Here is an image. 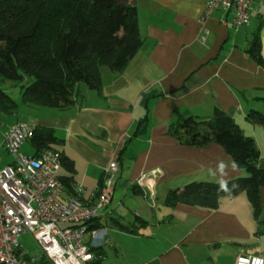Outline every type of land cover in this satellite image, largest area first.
Returning <instances> with one entry per match:
<instances>
[{"label":"crops","instance_id":"obj_1","mask_svg":"<svg viewBox=\"0 0 264 264\" xmlns=\"http://www.w3.org/2000/svg\"><path fill=\"white\" fill-rule=\"evenodd\" d=\"M205 3L134 0L142 45L124 71H102L100 93L79 87L82 98L68 109L8 125L51 129L59 141L52 148L73 169L61 165L59 176L72 191L80 187L86 203L117 162L110 203L95 223L102 232L83 240L97 256L89 264H233L238 255L264 257V234L245 193L220 199L214 211L165 205L169 191L190 182L246 176L219 145L182 146L167 134L188 116L221 109L254 140L264 164V129L245 119L262 110L264 98V66L246 54L257 36L264 59V0H256L249 24L237 31L232 13L222 9L202 20ZM2 142L1 136L0 168L11 162ZM260 204L264 210V189ZM29 258L28 264H50L43 255Z\"/></svg>","mask_w":264,"mask_h":264},{"label":"trees","instance_id":"obj_2","mask_svg":"<svg viewBox=\"0 0 264 264\" xmlns=\"http://www.w3.org/2000/svg\"><path fill=\"white\" fill-rule=\"evenodd\" d=\"M141 45L134 0H0V83L6 80L18 85L21 102L30 107L68 109L82 98V84L100 93L102 68L121 73ZM261 50L256 36L246 54L264 66ZM25 78L31 79L29 84H24ZM261 101L262 110H250L245 119L264 129V98ZM18 107L0 89V115H15ZM167 134L182 146L219 145L246 176L226 182H190L169 191L165 205L214 211L220 199L245 193L253 219L264 234L260 204L264 164L259 165L260 152L254 140L218 108L209 117H186L171 125ZM58 142L51 129L34 127L29 144L37 154L44 149L55 150L52 146ZM62 165L73 171L68 159ZM60 180L64 188L71 186L68 178ZM67 192L73 193L70 188ZM91 252L97 259L94 249ZM22 258L27 263L29 256L25 252Z\"/></svg>","mask_w":264,"mask_h":264},{"label":"built area","instance_id":"obj_3","mask_svg":"<svg viewBox=\"0 0 264 264\" xmlns=\"http://www.w3.org/2000/svg\"><path fill=\"white\" fill-rule=\"evenodd\" d=\"M256 0H206L203 19L219 9L232 13L237 31L249 24ZM34 135V127L15 123L5 128L2 147L11 159L0 168V264H27L18 244L21 233H29L50 264H89L92 246L84 243L89 234L96 239L102 231L95 225L110 203L109 187L117 172V162L105 171L106 183L86 203L81 188L63 196L59 152L44 149L27 155L22 146ZM233 264H264L261 255H238Z\"/></svg>","mask_w":264,"mask_h":264},{"label":"rangeland","instance_id":"obj_4","mask_svg":"<svg viewBox=\"0 0 264 264\" xmlns=\"http://www.w3.org/2000/svg\"><path fill=\"white\" fill-rule=\"evenodd\" d=\"M264 48V45H263ZM106 68H102V71H104ZM101 71V72H102ZM31 81L30 78H25L24 84H29ZM80 87H85L83 84L80 85ZM0 89L4 90L13 100H15L18 103V110L15 115L12 116H4L1 124H5L8 126L9 124L16 122V121H24L27 119V116L31 118L36 119V117L41 116L42 111H48L49 109L52 108H43V107H30L27 105H24L21 102V89L18 85L14 84L11 81H6L4 80L3 82L0 83ZM56 110V109H55ZM19 115L24 116V119H20ZM3 129L0 128V138L2 136V131ZM24 154L31 155L32 154V148L28 144V142L25 143L24 148L21 150ZM9 159V158H8ZM245 177V176H244ZM18 244L20 247L28 253L30 257H40L42 255V252L40 248L38 247L37 243L33 240L32 236L29 233H21L18 236ZM43 259L45 257L43 256ZM46 260V259H45ZM31 262L30 258L27 259V264ZM50 263L49 261H47Z\"/></svg>","mask_w":264,"mask_h":264}]
</instances>
